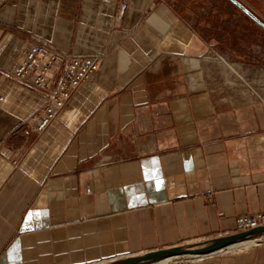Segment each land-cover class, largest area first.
<instances>
[{
    "label": "crops",
    "instance_id": "crops-1",
    "mask_svg": "<svg viewBox=\"0 0 264 264\" xmlns=\"http://www.w3.org/2000/svg\"><path fill=\"white\" fill-rule=\"evenodd\" d=\"M233 6L0 0V264L110 262L264 212V105L244 86L264 53ZM35 41L100 57L42 130L43 93L12 78ZM188 264H264V244Z\"/></svg>",
    "mask_w": 264,
    "mask_h": 264
},
{
    "label": "built area",
    "instance_id": "built-area-1",
    "mask_svg": "<svg viewBox=\"0 0 264 264\" xmlns=\"http://www.w3.org/2000/svg\"><path fill=\"white\" fill-rule=\"evenodd\" d=\"M22 59L13 68L15 82L27 85L31 90L43 93L45 103L38 126L44 129L64 103L76 91L81 82L90 79L99 69V56H77L50 47L48 43L35 41L27 47ZM4 99L0 96V102ZM264 226V212L237 217V231H247ZM200 255L181 254L160 260L161 264H188Z\"/></svg>",
    "mask_w": 264,
    "mask_h": 264
},
{
    "label": "water",
    "instance_id": "water-1",
    "mask_svg": "<svg viewBox=\"0 0 264 264\" xmlns=\"http://www.w3.org/2000/svg\"><path fill=\"white\" fill-rule=\"evenodd\" d=\"M228 1L236 6L244 15H247L250 20L254 21L264 31V21L251 12L247 6L243 5L239 0ZM263 235L264 226H257L247 231H238L235 233L223 234V236H217L203 241L173 245L167 248L156 249L138 255L124 256V258L113 259L110 262L98 264H150L155 261L165 259L169 256L181 254L205 256L210 255V253L223 251L229 246L235 245L241 241H246L254 236Z\"/></svg>",
    "mask_w": 264,
    "mask_h": 264
},
{
    "label": "rangeland",
    "instance_id": "rangeland-1",
    "mask_svg": "<svg viewBox=\"0 0 264 264\" xmlns=\"http://www.w3.org/2000/svg\"><path fill=\"white\" fill-rule=\"evenodd\" d=\"M243 5L247 6V8L253 12L258 18L262 19L264 21V0H239ZM233 8H236L235 6H233ZM237 10V9H234ZM239 14L238 15H234L232 17V20L234 21V23H237L238 25H241V29H242V34L245 33L247 34V25L246 23H251L249 26V34H252V37H257L259 40V48H262L261 53H264V31L260 26H256L255 28L252 26L254 25L252 20H250L248 18L247 15H244L241 11H238ZM244 30V31H243ZM247 31V32H246ZM260 62H261V66L264 67V57L260 58ZM259 78H257L254 83L251 81V78H245V83L244 86L247 87H254V86H259L260 87V91H261V103L264 105V72L261 71L259 74ZM247 241H252L251 244H249L248 246H252L253 244H259V243H263L264 244V235L263 236H254L252 237V239L247 240ZM240 243V242H238ZM237 243V244H238ZM235 244V245H237ZM246 246V247H248ZM245 247V249H246ZM229 249L231 251H234L236 253H238L239 251L244 250V248L242 249H236V248H226Z\"/></svg>",
    "mask_w": 264,
    "mask_h": 264
},
{
    "label": "bare ground",
    "instance_id": "bare-ground-1",
    "mask_svg": "<svg viewBox=\"0 0 264 264\" xmlns=\"http://www.w3.org/2000/svg\"><path fill=\"white\" fill-rule=\"evenodd\" d=\"M252 239V238H251ZM248 240H250V239H248ZM252 243V241H241L240 243H238L237 245H232V246H229V248H231V247H233V248H236V249H242V248H244L245 249V247L246 246H248L249 244H251Z\"/></svg>",
    "mask_w": 264,
    "mask_h": 264
}]
</instances>
